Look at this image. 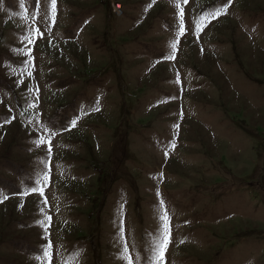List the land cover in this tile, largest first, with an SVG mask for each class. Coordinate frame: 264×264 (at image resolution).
<instances>
[{"label": "rangeland", "instance_id": "374dc122", "mask_svg": "<svg viewBox=\"0 0 264 264\" xmlns=\"http://www.w3.org/2000/svg\"><path fill=\"white\" fill-rule=\"evenodd\" d=\"M0 196V264H264V0H0Z\"/></svg>", "mask_w": 264, "mask_h": 264}, {"label": "snow or ice", "instance_id": "6c2138e0", "mask_svg": "<svg viewBox=\"0 0 264 264\" xmlns=\"http://www.w3.org/2000/svg\"><path fill=\"white\" fill-rule=\"evenodd\" d=\"M181 2L183 3H187V0H181ZM229 4L232 2V0H228ZM50 5L52 6V11L54 13L55 11V5H56V0H50ZM227 7V5L225 6V8ZM220 11H217L215 13L212 14V18L214 19L216 16L220 15ZM178 16L181 18V21L183 20V16H184V12L183 9H180V11L178 12ZM183 34V28H181V35ZM175 47V45H173V48ZM98 110V109H97ZM76 121L73 120L72 121V126L75 127ZM38 143H42V141L38 142ZM31 191H40L39 189H32ZM24 195H27L28 193L25 192L23 193ZM3 199H6V197L0 196V202H2ZM164 219H167V217L165 216ZM167 245H168V233L167 231L165 232L164 238L162 241L158 242L157 244V255L155 257L156 261L159 262V264H164V252L167 250ZM45 255H48V253L46 252Z\"/></svg>", "mask_w": 264, "mask_h": 264}]
</instances>
